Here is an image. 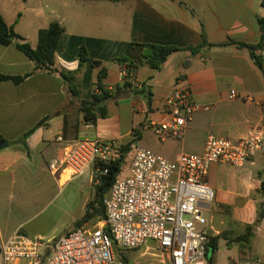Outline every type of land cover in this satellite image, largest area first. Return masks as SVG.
Here are the masks:
<instances>
[{"label":"crops","instance_id":"obj_1","mask_svg":"<svg viewBox=\"0 0 264 264\" xmlns=\"http://www.w3.org/2000/svg\"><path fill=\"white\" fill-rule=\"evenodd\" d=\"M261 2L0 0L6 24L33 48L40 29L52 22L64 27L56 68L76 71L81 47L89 56L77 76L81 95L76 98L59 74L36 71L16 42L0 45V74H30L18 85L0 82V144L8 143L0 147V250L16 232L51 241L57 238L45 239L50 226L65 224L60 238L83 218L94 199L93 168L75 177L54 175L48 165L63 145L85 139L114 141L120 147L133 142L134 154L145 148L175 160L182 153L202 155L211 135L236 142L251 130L264 136V46L256 52L259 67L247 49L227 44L257 45L264 39L258 21L264 17ZM202 33L210 46L193 52L189 48L202 43ZM147 44L174 46L178 51L160 69H152L139 65ZM119 58L138 67L128 73L129 62L119 63ZM94 62L101 65L94 67ZM100 68L106 69L102 83L107 90L123 85L122 71L130 76V86L107 101L106 118L90 124L83 120L79 103L85 93L95 90ZM180 89L191 92L197 107L193 118L179 135L157 136L154 125L171 121L165 102ZM232 92L236 97L230 99ZM47 117L51 119L27 137L26 146L14 143ZM137 141L142 146L135 145ZM128 173L129 169L122 178ZM206 181L214 191V201L206 210L211 211L207 232L214 238L221 233L236 238L251 227L250 240L259 245L264 240V216L259 218L264 212V151L251 156L242 168L212 163Z\"/></svg>","mask_w":264,"mask_h":264},{"label":"built area","instance_id":"obj_2","mask_svg":"<svg viewBox=\"0 0 264 264\" xmlns=\"http://www.w3.org/2000/svg\"><path fill=\"white\" fill-rule=\"evenodd\" d=\"M121 77H128L127 72L122 71ZM191 97L188 89H180L167 98L171 121L154 125L157 136L168 132L177 136L184 130L197 109ZM235 97L236 92L229 95ZM260 151H264V136L258 130L237 142L211 135L202 155L182 153L175 160L138 148L127 177H118L105 198L106 217L97 226L76 227L52 241L16 232L1 247L3 264H125L116 248L128 254L144 250L142 257L150 256V264H210L214 238L199 229L208 224L203 211L214 201L206 181L209 167L224 162L242 168ZM121 156L114 141L85 139L63 145L48 168L59 177L80 176L93 168L95 176L101 165ZM102 173L107 174L108 168ZM128 260L139 264L133 263L132 256ZM234 264H264V260Z\"/></svg>","mask_w":264,"mask_h":264},{"label":"trees","instance_id":"obj_3","mask_svg":"<svg viewBox=\"0 0 264 264\" xmlns=\"http://www.w3.org/2000/svg\"><path fill=\"white\" fill-rule=\"evenodd\" d=\"M264 7V0L261 2ZM259 24L264 31V17H260L258 19ZM64 27L58 22H52L49 24L47 28L40 29L38 32V45L33 48L30 43L25 41V39L17 34L12 26H9L4 21L1 13H0V45L9 46L12 43H15L16 48L21 51L26 57H28L35 64V70L47 71L51 73L59 74L65 83L68 86V90L73 97H80L81 91L79 89L77 83V76L82 72L84 66L89 60L88 52L85 47H81L79 51V67L76 71H69L65 69H58L55 67L56 62V50L58 47V43L61 35L64 33ZM202 43L194 48H189L193 52L196 50H200L203 47L210 46L207 42L205 34L202 33ZM227 44L237 45L239 48L247 49L251 56L256 60V63L259 67H261L260 57L256 55L258 50H261L264 46V39L257 44H245V43H236L233 41L228 42ZM224 44V45H227ZM143 55L142 60L139 65H148L152 69H160L167 58L174 52L178 51L177 47L174 46H161V45H152L147 44L143 46ZM119 63H127L129 67V72L131 73L135 70L138 65L130 62L126 58L117 59ZM94 67H99L101 64L99 62L93 63ZM5 76L0 74V82L1 81H12L14 84L18 85L22 83L28 76ZM106 75V69L100 68L95 90H90L84 94V97L80 100L79 103V111L83 115V120L90 124H96L99 118H106L108 115L106 103L108 100H111L117 96L120 90L127 88L130 86V76L125 78V81L122 86H117L113 90H107L103 83L102 79ZM142 94H145L144 91H139ZM148 95V94H147ZM149 96V95H148ZM51 119V117L44 118L40 121L34 128H32L29 132L24 134L18 141L14 143H22L26 146L27 137L39 126L43 125L46 121ZM3 140L0 137V141ZM133 142L122 145L121 148V159L116 162L111 163L110 165H101L99 168V172L96 173L94 177V186H95V196L92 201L87 204L86 212L81 220L76 223V227H80L81 224L89 221L92 217L98 216L101 219H105V206L104 200L106 196L109 194L112 185L115 180L121 173L122 170V162L125 158V155L131 151ZM108 168V173L103 174L102 171ZM261 193L264 195V182L262 184ZM264 216L263 210L260 211L259 218L261 219ZM106 231H109V228H106ZM251 227H248L246 233L244 235L238 236L234 238L237 241L248 242L250 240ZM210 248H212V256L216 252L217 249V238H214ZM116 254L121 257L125 261V264H129V260L123 256L126 254L120 249L116 248ZM210 260V259H209ZM210 262V261H209Z\"/></svg>","mask_w":264,"mask_h":264},{"label":"rangeland","instance_id":"obj_4","mask_svg":"<svg viewBox=\"0 0 264 264\" xmlns=\"http://www.w3.org/2000/svg\"><path fill=\"white\" fill-rule=\"evenodd\" d=\"M137 146H142L139 141L135 143ZM134 153L128 152L125 155V158L122 162V170L120 173V177H124L131 165V162L133 160ZM95 177V176H94ZM94 178H93V188H94V196H95V186H94ZM211 211H203V216L209 220L210 219ZM103 219L99 218L98 216L92 217L89 221L81 224L80 227H95L97 224L102 221ZM70 224L68 227H71ZM209 224H206L202 227H199V229H204L206 231L209 230ZM65 228L64 223H57L49 227L51 233L48 234L47 238L45 239H53L58 238L63 234V229ZM76 228V226H75ZM67 229V228H66ZM227 235V236H225ZM214 238V237H213ZM52 241V240H51ZM257 241L254 239L248 242L243 241H237L234 239V236L229 233H221L220 236L217 238V249L213 256H210V264H234V262H245V261H257V260H264V240L261 241V243L258 245L256 244ZM144 253V250H140L137 253L132 254H124L127 259L132 256L133 263H139V264H150L152 261L151 257H142V254Z\"/></svg>","mask_w":264,"mask_h":264},{"label":"water","instance_id":"obj_5","mask_svg":"<svg viewBox=\"0 0 264 264\" xmlns=\"http://www.w3.org/2000/svg\"><path fill=\"white\" fill-rule=\"evenodd\" d=\"M8 143H1L0 144V147H3V146H6ZM210 256H212V248H210V251H209V255H208V257H209V259H210Z\"/></svg>","mask_w":264,"mask_h":264}]
</instances>
